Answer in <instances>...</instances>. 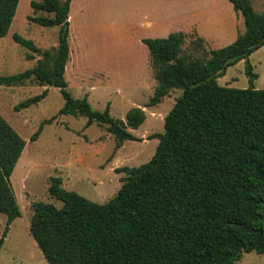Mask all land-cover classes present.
I'll list each match as a JSON object with an SVG mask.
<instances>
[{"label":"trees","instance_id":"16d2710c","mask_svg":"<svg viewBox=\"0 0 264 264\" xmlns=\"http://www.w3.org/2000/svg\"><path fill=\"white\" fill-rule=\"evenodd\" d=\"M70 1L31 0L34 12L47 14L29 18L58 26V42L41 50L15 33L17 42L40 57L29 69L0 75V85L33 78L58 87L64 98L59 114H81L86 125H105L116 148L125 140H141L129 128L144 121L142 107H131L123 121L110 115L109 104L95 110L86 96L67 91ZM229 1L241 13L244 31L225 46L206 51L197 38L185 50L182 31L142 39L157 80L148 104L159 103L171 89L181 93L164 116L163 132L147 137L158 138L150 159L115 168L125 175L108 201H91L64 188L60 177H51L48 193L62 204L33 202L29 222V233L48 264H232L243 251L264 254V89L217 82L228 66L264 45V10L256 12L250 0ZM18 2L0 0V37L8 32ZM246 73L255 77L249 63ZM47 92L45 87L14 108L35 104ZM55 117L42 120L29 141ZM25 144L0 114V212L7 215L0 248L9 224L21 214L10 175Z\"/></svg>","mask_w":264,"mask_h":264},{"label":"rangeland","instance_id":"374dc122","mask_svg":"<svg viewBox=\"0 0 264 264\" xmlns=\"http://www.w3.org/2000/svg\"><path fill=\"white\" fill-rule=\"evenodd\" d=\"M30 2L19 0L8 32L0 37V75L29 69L40 57L17 42L15 33L41 50L58 42V26L40 25L29 18L47 14L34 12ZM251 2L256 12L264 10V0ZM229 4V0H71L69 57L64 71L67 91L76 98L86 96L95 110L102 111L109 104L110 115L123 121L131 107H142L144 121L129 130L144 138L125 140L116 148V140L105 125H86L85 115L58 113L64 103L58 87L50 86L37 103L16 110L15 105L45 87L33 78L19 85H0V114L26 140L10 175L21 214L9 224L0 248V264H48L29 233V222L33 202L62 204L48 193L51 177L58 176L64 188L103 203L116 194L125 175L115 172L116 167L137 166L150 159L158 138L147 137L163 132L164 116L181 89H171L159 103L148 104L157 80L142 39L182 30L185 50L193 48L198 34L205 38L206 51L225 46L244 31L243 22L236 20V14L241 13ZM248 63L255 74L251 79L246 73ZM217 82L264 89V45L228 66ZM52 116L56 117L44 124L37 139L29 141L40 122ZM6 218L0 212V237ZM232 264H264V254L243 251Z\"/></svg>","mask_w":264,"mask_h":264},{"label":"crops","instance_id":"0c3cea01","mask_svg":"<svg viewBox=\"0 0 264 264\" xmlns=\"http://www.w3.org/2000/svg\"><path fill=\"white\" fill-rule=\"evenodd\" d=\"M250 2H251V0H250ZM229 5H231V6H229V7H231L232 9H233V5H232V3L229 1ZM252 3V2H251ZM70 4H71V1H70ZM252 5V4H251ZM253 7V6H252ZM230 8V9H231ZM254 9V8H253ZM69 10H70V5H69ZM16 12V11H15ZM192 11L190 10V11H186V13H191ZM183 13V12H182ZM181 13V14H182ZM242 16V15H241ZM241 16H239V14H236V20L238 21V23H242L243 22V17L241 18ZM70 21V14H69V12H68V22ZM243 24H244V22H243ZM69 31H70V22H69ZM178 31H182V30H178ZM183 32V31H182ZM184 33V32H183ZM185 35V34H184ZM198 36H199V38H201V39H204L205 40V38L202 36V35H199L198 34ZM185 38V37H184ZM70 39V33H69V35H68V40ZM203 40V41H204ZM44 87H47L48 89H49V87L50 86H47V85H43ZM137 137V136H136ZM142 138H144V137H142ZM26 145V144H25ZM122 145H123V143H122ZM121 145V146H122ZM120 146V147H121ZM119 148V147H118ZM119 150V149H118ZM13 221V220H12Z\"/></svg>","mask_w":264,"mask_h":264}]
</instances>
